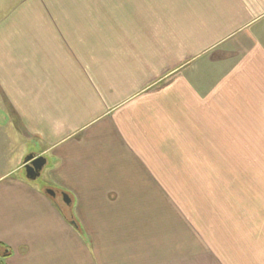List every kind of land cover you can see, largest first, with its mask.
Segmentation results:
<instances>
[{
  "label": "crops",
  "instance_id": "0c3cea01",
  "mask_svg": "<svg viewBox=\"0 0 264 264\" xmlns=\"http://www.w3.org/2000/svg\"><path fill=\"white\" fill-rule=\"evenodd\" d=\"M3 8L0 264H264V212L190 194L264 155V0Z\"/></svg>",
  "mask_w": 264,
  "mask_h": 264
},
{
  "label": "rangeland",
  "instance_id": "374dc122",
  "mask_svg": "<svg viewBox=\"0 0 264 264\" xmlns=\"http://www.w3.org/2000/svg\"><path fill=\"white\" fill-rule=\"evenodd\" d=\"M19 1L21 0H3V7L12 8ZM11 136L15 144L23 145V140L18 136L13 137V134ZM27 153L23 159L28 156ZM15 158V153H11L10 158H7V167L0 170V173L12 168ZM243 166H252L254 169L218 172V175L212 178L214 185L190 188V194L195 193V199L191 205L196 209L224 212H251L252 210L264 212V155L245 156ZM21 174L24 175L25 171L22 170ZM209 181L206 180V182Z\"/></svg>",
  "mask_w": 264,
  "mask_h": 264
},
{
  "label": "water",
  "instance_id": "95a60500",
  "mask_svg": "<svg viewBox=\"0 0 264 264\" xmlns=\"http://www.w3.org/2000/svg\"><path fill=\"white\" fill-rule=\"evenodd\" d=\"M43 166V159L41 157H35L33 154L28 155L24 158L23 168L25 170V175L27 178H35L38 175L39 170ZM51 195L54 192H49ZM66 204H69L68 196H63Z\"/></svg>",
  "mask_w": 264,
  "mask_h": 264
}]
</instances>
